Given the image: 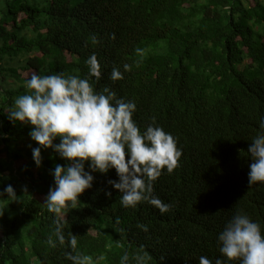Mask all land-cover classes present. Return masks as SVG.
I'll return each mask as SVG.
<instances>
[{"label": "trees", "instance_id": "1", "mask_svg": "<svg viewBox=\"0 0 264 264\" xmlns=\"http://www.w3.org/2000/svg\"><path fill=\"white\" fill-rule=\"evenodd\" d=\"M93 53L102 73L94 89L134 101L141 131L154 117L182 149L178 166L152 181L165 213L146 201L124 207L108 183L115 169L93 172L92 187L60 214L43 204L51 171L68 162L41 146L37 166L32 126L7 112L33 72L84 78ZM113 67L123 79H110ZM261 117L264 0H0V192L11 184L16 194L0 196V264H71L67 245L47 244L57 220L93 264H120L125 252L129 264L138 252L147 264H199L202 255L238 264L222 257L217 235L239 210L264 233V182H247Z\"/></svg>", "mask_w": 264, "mask_h": 264}, {"label": "clouds", "instance_id": "2", "mask_svg": "<svg viewBox=\"0 0 264 264\" xmlns=\"http://www.w3.org/2000/svg\"><path fill=\"white\" fill-rule=\"evenodd\" d=\"M86 64L88 75L84 78L64 72L49 75L33 72L25 80L29 91L18 95L7 112L9 121L32 126L29 136L38 145L31 149L37 166L42 160L41 146L51 148L68 162L67 165L57 164L51 171L54 187L49 188L43 204L50 212L60 214L72 208L78 202V196L92 187L93 172L106 173L115 169L118 180L108 183L119 191L124 207H136L146 201L161 213L169 211L170 205L153 194L152 181L163 169L170 173L178 166L182 149L177 146L176 138L157 125L154 117L141 131L133 119L134 101L117 97L109 87L97 91L90 83L92 77L98 81L102 74L95 53L87 58ZM123 69L130 71L131 65L124 64ZM110 79H123L118 67H113ZM259 128L260 132L252 138L247 149L251 160L248 185L264 182V117L259 121ZM57 138L59 143H54ZM4 195L15 198L11 184L0 192V196ZM138 227L148 231L147 225ZM53 236H49L47 244L51 248L67 245L71 251L64 255L71 264H93L90 255L74 251L77 235L69 232L66 238L59 220L55 222ZM217 244L227 261L264 264V233L260 224L243 210L237 211L225 223L217 235ZM133 259L135 264H147L150 257L138 252ZM129 261V254L123 253L120 264H129ZM199 264H213V261L202 255ZM215 264H225V261L217 257Z\"/></svg>", "mask_w": 264, "mask_h": 264}, {"label": "rangeland", "instance_id": "3", "mask_svg": "<svg viewBox=\"0 0 264 264\" xmlns=\"http://www.w3.org/2000/svg\"><path fill=\"white\" fill-rule=\"evenodd\" d=\"M31 160H33V157H32V159ZM34 161V160H33Z\"/></svg>", "mask_w": 264, "mask_h": 264}]
</instances>
